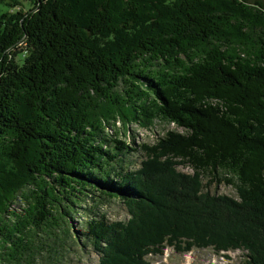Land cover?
<instances>
[{"label":"trees","instance_id":"obj_1","mask_svg":"<svg viewBox=\"0 0 264 264\" xmlns=\"http://www.w3.org/2000/svg\"><path fill=\"white\" fill-rule=\"evenodd\" d=\"M157 122L184 132L131 139ZM206 174L238 199L204 192ZM113 201L127 222L96 211ZM82 242L99 264L167 246L264 264L263 3L0 0V264H56Z\"/></svg>","mask_w":264,"mask_h":264},{"label":"rangeland","instance_id":"obj_2","mask_svg":"<svg viewBox=\"0 0 264 264\" xmlns=\"http://www.w3.org/2000/svg\"><path fill=\"white\" fill-rule=\"evenodd\" d=\"M250 3L261 2L264 4V0H247ZM25 9H31L32 5L29 1H23ZM131 131V139L135 138L137 145L140 144H156L162 137L166 135L168 131L176 130L179 133H183L184 130L177 128L176 126H169L166 124H157L151 130H144L138 125H131L129 127ZM112 137H116L117 133L120 134V138L125 139L130 143L129 137L123 135L122 124L117 123V128L110 129ZM145 156L142 152H137L127 157V161L131 162V168L137 170L141 167V163L145 160ZM178 170L182 173L192 175V170L186 167H178ZM226 172H219L218 177H227ZM211 176L208 174L203 177L204 192H210L216 195H227L238 199L237 191L233 186L226 184H212L210 185ZM102 215H106L107 220L110 223L113 222H127L130 219V215L127 209L121 202H110L103 205L100 210H96ZM84 215H77L71 220L74 230L79 232L82 238L84 228L82 227V220ZM85 244V245H83ZM83 246H73L65 249L59 261L56 264H99L100 255L96 253L89 243L82 242ZM246 252L243 251H231L227 253H216L214 249H193L189 253H180L174 247L167 246L163 250V254L149 255L146 259L148 264H243L246 261ZM37 264H50L48 261L40 260Z\"/></svg>","mask_w":264,"mask_h":264}]
</instances>
